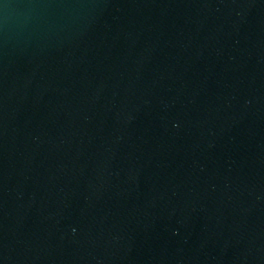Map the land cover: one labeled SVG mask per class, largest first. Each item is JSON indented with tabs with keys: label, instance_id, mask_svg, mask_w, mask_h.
Returning <instances> with one entry per match:
<instances>
[{
	"label": "water",
	"instance_id": "obj_1",
	"mask_svg": "<svg viewBox=\"0 0 264 264\" xmlns=\"http://www.w3.org/2000/svg\"><path fill=\"white\" fill-rule=\"evenodd\" d=\"M0 264H264V0H0Z\"/></svg>",
	"mask_w": 264,
	"mask_h": 264
}]
</instances>
